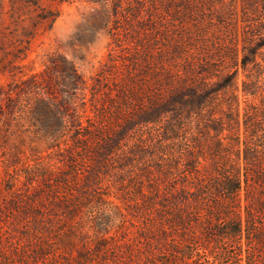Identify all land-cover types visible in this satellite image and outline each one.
<instances>
[{"label": "trees", "instance_id": "trees-1", "mask_svg": "<svg viewBox=\"0 0 264 264\" xmlns=\"http://www.w3.org/2000/svg\"><path fill=\"white\" fill-rule=\"evenodd\" d=\"M106 1L125 54L91 118L60 103L75 155L43 178L47 194L10 189L24 241L0 264H264V0H242L241 56L227 0ZM105 189L137 207L146 236L110 259Z\"/></svg>", "mask_w": 264, "mask_h": 264}, {"label": "rangeland", "instance_id": "rangeland-1", "mask_svg": "<svg viewBox=\"0 0 264 264\" xmlns=\"http://www.w3.org/2000/svg\"><path fill=\"white\" fill-rule=\"evenodd\" d=\"M242 2L226 3V10H233L229 20L239 56L246 25ZM112 6L106 0H0V249L11 252L24 241L21 227L10 219V189L23 195L40 187L47 194L43 178L56 180L68 170L69 153L75 155L71 133L58 125L60 103L68 102L83 122L91 118L93 108H99L101 76L110 58L125 54L113 36ZM243 80L240 69V94ZM104 191L111 197L100 207L96 226L109 250L101 253L110 259L146 236L137 207L116 200L114 190Z\"/></svg>", "mask_w": 264, "mask_h": 264}]
</instances>
